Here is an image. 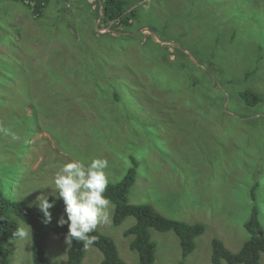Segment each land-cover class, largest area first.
I'll use <instances>...</instances> for the list:
<instances>
[{
    "label": "rangeland",
    "instance_id": "obj_1",
    "mask_svg": "<svg viewBox=\"0 0 264 264\" xmlns=\"http://www.w3.org/2000/svg\"><path fill=\"white\" fill-rule=\"evenodd\" d=\"M1 1L0 189L11 200L33 204L74 158H107L117 183L133 157L130 204L203 225L183 264H211L213 239L238 251L254 203L264 228V0H143L120 35L99 24V0H49L42 19ZM243 89L260 104L247 107ZM112 218L111 204L96 230L138 264L124 236L134 218ZM149 232L153 264L182 259L173 231ZM30 245L9 239V264H34ZM68 247L50 234L49 263L67 264ZM100 260L88 246L81 264Z\"/></svg>",
    "mask_w": 264,
    "mask_h": 264
},
{
    "label": "trees",
    "instance_id": "obj_2",
    "mask_svg": "<svg viewBox=\"0 0 264 264\" xmlns=\"http://www.w3.org/2000/svg\"><path fill=\"white\" fill-rule=\"evenodd\" d=\"M24 5L33 19H39L49 0H28L34 2V6L26 4L25 0H15ZM143 0H99V24L103 29L113 28L111 33H125L133 18L136 8ZM118 23V24H117ZM117 25V28H116ZM117 29V30H116ZM125 29V30H124ZM124 31V32H123ZM116 35L117 37H119ZM253 68L248 74L255 73ZM247 74V75H248ZM245 77H248V76ZM247 78H245L246 80ZM127 87L124 86V89ZM238 96L247 107H255L262 101V95L251 89L239 91ZM117 100L119 98L116 96ZM128 109L123 106V113ZM138 162L133 157L130 158V167L124 177L117 183L109 184L105 195L110 199L113 205V223L121 224L126 217H133L134 223L124 231V236H132L129 248L137 253L138 264H153L155 260L156 244L150 238V229L159 232L173 231L178 237L182 248V259L177 264H183L184 258L195 248L194 240L203 233V225L188 224L181 221L171 220L147 204H130L128 202V193L135 182ZM256 184L251 189V199L255 202ZM53 198L54 195H53ZM30 199L20 198L17 201L11 198L0 189V264H9L7 259V249L5 243L9 239H16L13 233L19 228L18 222L21 221L32 228L31 239V260L34 264H50L47 256V240L50 234L64 241L68 227L57 226V219L63 212L64 205L61 200H57L56 206L52 209L53 220L45 225L42 223V213L36 207L29 206ZM243 228L247 234V239L242 243L236 252L228 250L219 239L211 241V264H263L261 255L264 254V228L258 218V207L252 205L249 218L245 221ZM90 235L97 237L94 244L101 254V260L98 264H126L118 254L114 242L99 233L97 230ZM85 245L79 241H73V244L67 250V264H81L85 252Z\"/></svg>",
    "mask_w": 264,
    "mask_h": 264
},
{
    "label": "clouds",
    "instance_id": "obj_3",
    "mask_svg": "<svg viewBox=\"0 0 264 264\" xmlns=\"http://www.w3.org/2000/svg\"><path fill=\"white\" fill-rule=\"evenodd\" d=\"M108 168L107 158L94 157L87 162L74 158L56 172L54 189L41 191L35 197L33 204L42 213V223L45 225L53 220L51 210L55 208L57 200L63 202L64 209L56 223L60 227L67 224L66 245H72L75 240L85 247L91 246L97 237L90 233L95 232L99 224L110 223L111 201L105 195L110 183ZM13 236L32 239V228L19 227Z\"/></svg>",
    "mask_w": 264,
    "mask_h": 264
},
{
    "label": "crops",
    "instance_id": "obj_4",
    "mask_svg": "<svg viewBox=\"0 0 264 264\" xmlns=\"http://www.w3.org/2000/svg\"><path fill=\"white\" fill-rule=\"evenodd\" d=\"M2 2V4L3 5H5L6 6V10L8 11V12H10V8H9V4L11 3V1L10 0H2L1 1ZM12 2H15V1H12ZM47 7V6H46ZM28 11V10H27ZM29 12V11H28ZM30 14V13H29ZM45 15H44V11H43V13H42V16L39 18V19H42L43 17H44ZM28 18L30 17V16H27ZM100 21V20H99ZM25 22H29V19L28 20H26Z\"/></svg>",
    "mask_w": 264,
    "mask_h": 264
},
{
    "label": "built area",
    "instance_id": "obj_5",
    "mask_svg": "<svg viewBox=\"0 0 264 264\" xmlns=\"http://www.w3.org/2000/svg\"><path fill=\"white\" fill-rule=\"evenodd\" d=\"M26 4H29L31 7L34 6V2H31V1H28V0H25L24 1Z\"/></svg>",
    "mask_w": 264,
    "mask_h": 264
},
{
    "label": "water",
    "instance_id": "obj_6",
    "mask_svg": "<svg viewBox=\"0 0 264 264\" xmlns=\"http://www.w3.org/2000/svg\"><path fill=\"white\" fill-rule=\"evenodd\" d=\"M101 18V17H100ZM100 18H99V20H100Z\"/></svg>",
    "mask_w": 264,
    "mask_h": 264
}]
</instances>
